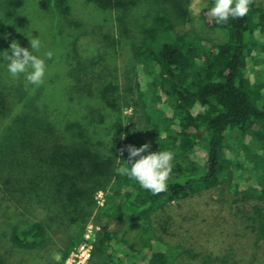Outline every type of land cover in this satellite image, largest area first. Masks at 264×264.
<instances>
[{"label":"trees","instance_id":"trees-1","mask_svg":"<svg viewBox=\"0 0 264 264\" xmlns=\"http://www.w3.org/2000/svg\"><path fill=\"white\" fill-rule=\"evenodd\" d=\"M86 1L115 11L123 33L134 25L131 13L144 12L132 47L136 96L126 100L133 112L129 116L119 115L116 100L108 95V77L93 75L77 50V38L72 52L64 47L70 82L54 81L48 73L38 87L23 75L13 78L2 52L10 50L12 41L25 43L30 27L17 0L3 1L0 183L5 190L0 187V193L5 191L17 207H40L44 213L28 232L14 231L15 246L36 250L62 228L61 257L50 264H64L87 225L108 219L124 227L115 231L101 225L86 264H191L199 256L168 244L163 237L168 222L159 224L156 218L167 205L215 190L220 197L231 194L237 214L249 215L256 244H264V60L257 52L264 53L261 10L250 0L244 17L217 24L208 12L212 2L203 12L207 26L229 34L227 42L212 43L181 29L189 21L186 0ZM61 15L72 25L66 11ZM55 83L63 84L66 100L56 98ZM81 107L85 116L78 114ZM111 122L114 128L108 130ZM144 144L151 152L173 154L165 191L142 189L123 171L127 147ZM100 192L105 194L102 206L95 199ZM0 264H7L1 251Z\"/></svg>","mask_w":264,"mask_h":264},{"label":"rangeland","instance_id":"rangeland-1","mask_svg":"<svg viewBox=\"0 0 264 264\" xmlns=\"http://www.w3.org/2000/svg\"><path fill=\"white\" fill-rule=\"evenodd\" d=\"M3 1L6 5L9 0ZM3 1L2 5L0 4V16L3 15ZM17 1L20 3L17 6L18 11L27 18L28 27H30L28 37L25 38L26 45L23 43L21 46H27L26 48L29 49L31 39L39 38L41 47L33 54L44 57L48 51L53 53L51 60L46 59V73L53 74L52 77L55 75L54 81L65 82V84L70 82L65 79L69 68L68 60L70 61L65 52L68 46L72 52V40L77 38V50L84 57L87 65L91 66L90 70L93 75L108 77V84L112 89V94L108 95L116 100L119 115L126 117L133 114L126 107V100L136 96L132 47L139 36L137 26L144 19V12L141 9L131 13L130 18L134 25L130 26V31L123 33L116 20L115 11L100 10L86 3V0H68L70 5H67L66 0L65 2L61 0ZM251 1L264 15V0ZM21 2H24L23 5ZM186 2L189 21L181 27L182 30L194 32L212 43L228 41L229 34L226 30L211 29L204 20L203 12L213 0H186ZM61 11L68 13L67 18L72 25L63 21ZM257 52H259V59L264 60V53H260L262 52L260 49ZM73 65H75L74 62ZM256 76L261 78L260 74ZM62 85L58 83L55 86L57 95H59L56 98H67L61 91ZM65 94L69 95V93ZM64 104L66 103H62ZM82 111L84 109L81 107L78 114L85 116V112ZM113 125V122L109 123L108 130H113ZM138 129L140 132L141 127L138 126ZM245 179L246 177L243 176V180ZM0 187L4 188L2 183ZM4 193L5 191L0 193V251L7 264L57 262L61 257V249L66 240L64 229L56 230L57 235L54 239L48 240L41 248L36 250L17 248L12 241L14 231L28 232L33 222L43 218L44 213L40 207L25 209L20 205L17 207L7 195L4 197ZM230 195L226 193V196L220 197L215 190L167 205L164 212L156 218L159 224L168 222L166 225L168 231L163 232L165 241L172 246H180L198 255V259L192 260L191 264H264V244H256L255 234L250 227L249 215L237 214V208L231 203ZM95 199L102 206L105 194L100 192ZM101 225L115 231L124 227L123 223L108 219L101 220ZM101 225L90 222L85 228L81 243L72 254H82L84 250L78 251L82 245L93 244ZM51 233L53 234V231ZM141 247L139 243L136 246V248ZM71 264L75 263L71 260Z\"/></svg>","mask_w":264,"mask_h":264},{"label":"clouds","instance_id":"clouds-1","mask_svg":"<svg viewBox=\"0 0 264 264\" xmlns=\"http://www.w3.org/2000/svg\"><path fill=\"white\" fill-rule=\"evenodd\" d=\"M250 0H213V6L208 10L209 15L217 24H226L229 19L244 17L249 11ZM31 51L22 47L19 42L12 41L10 50L2 52L8 73L17 78L23 75L28 84L40 86L47 72V60L53 53L48 51L44 57L33 54L41 47L39 38H32ZM128 166L123 171L138 185L152 193L165 191L172 172L173 154L170 151L151 152L150 145L141 147L129 145ZM148 154H144V153Z\"/></svg>","mask_w":264,"mask_h":264},{"label":"built area","instance_id":"built-area-1","mask_svg":"<svg viewBox=\"0 0 264 264\" xmlns=\"http://www.w3.org/2000/svg\"><path fill=\"white\" fill-rule=\"evenodd\" d=\"M82 250H84V252L82 254H72V256H71L72 258L70 260L68 258L64 264H71V260L75 264H86L90 258V254H91V250H92V244L91 245H88V244L82 245L78 249V251L81 252ZM77 259H78V262H77Z\"/></svg>","mask_w":264,"mask_h":264}]
</instances>
